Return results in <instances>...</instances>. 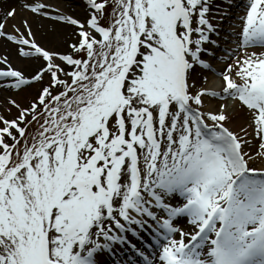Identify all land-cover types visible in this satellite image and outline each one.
Returning <instances> with one entry per match:
<instances>
[{"label":"snow or ice","instance_id":"1","mask_svg":"<svg viewBox=\"0 0 264 264\" xmlns=\"http://www.w3.org/2000/svg\"><path fill=\"white\" fill-rule=\"evenodd\" d=\"M226 6L83 0L80 19L0 0V41L28 69L0 56L20 96L0 102V264H264V51L247 52L264 49V0ZM237 8L245 52L216 72ZM26 12L69 51L39 44Z\"/></svg>","mask_w":264,"mask_h":264},{"label":"bare ground","instance_id":"2","mask_svg":"<svg viewBox=\"0 0 264 264\" xmlns=\"http://www.w3.org/2000/svg\"><path fill=\"white\" fill-rule=\"evenodd\" d=\"M226 1L227 0H214V5H215L214 11H219V12H227V11H229V9L228 10H224V7L227 5ZM236 1L239 2L238 0H236ZM49 2L53 6L59 7L60 10L64 11L66 14L71 13L72 15L83 16V18H84L83 8H81V10H79V8H73V7L71 9H68L66 6L63 5L62 0H49ZM72 3L74 5L75 4H79L77 0H73ZM236 10L239 11L240 14H236L237 13V12H235ZM242 10H243L242 8L233 9V12H234L233 13V18L228 21V23L229 24H233L235 26V28H237V26H238L237 24L241 23V21L239 20V15L243 14ZM24 15L28 16V18L31 20V22L33 24V31L35 33V39H36V41L39 44H41L42 46H44L46 48L53 49V50H56V51L63 52V51H67L68 50L66 45L57 44V43L53 42L52 33H51V27L53 26L54 22L52 20L36 19V18H33L30 13H27V12L24 13ZM57 27H61V26L57 25ZM235 28L229 29L230 30L229 33H233V31H234V33H236L237 29H235ZM62 30L65 33V35H71V33L74 31V28L72 26H63ZM235 35L236 34H232V35H229V36L234 37ZM223 39H225V37H223ZM229 40L233 41V39H230V38H229ZM231 43L233 44V42H231ZM222 47L223 46H221V48ZM228 49H238V51L241 50V49H239V44L236 47L232 46V48H228ZM253 51H255L257 53H260L261 51H264V49H251V50H248L247 52L249 54H251ZM244 52L245 51L239 52V55L241 57H243ZM2 55H8L9 56V58L11 59L13 67L28 71V69L25 66V61L17 56L16 46L15 45H13V44H11L9 42H6V41H0V56H2ZM234 58L235 57H231V60H233ZM0 67H2V66H0ZM223 68H214L213 67V69L216 72L222 71ZM195 79H196V82L198 84L200 82V80H201V76H200L199 72H198V74H196ZM210 81H211V84L216 85L218 79L217 78H213L211 76ZM3 82L4 81H1V83H3ZM4 84L5 83L0 84V102H4V98L5 97L15 96V93H13V91H15V90L7 89L4 86ZM35 87L36 86H34L32 89H26V91L23 93V95L26 96L28 94L30 96L34 92ZM209 101H210L209 99L205 100L206 105H210V104H208ZM215 105H216V103L215 104H211V106H207V107L211 108V107H213ZM13 111H15V110H13ZM179 223H181L182 225H186L187 224L184 219H181L179 221ZM112 227H113V229H115L114 225H112ZM116 247H117L118 250H120V246L119 245H117ZM104 260L107 262V264H114V262L112 261L110 255L105 254L104 255Z\"/></svg>","mask_w":264,"mask_h":264},{"label":"rangeland","instance_id":"3","mask_svg":"<svg viewBox=\"0 0 264 264\" xmlns=\"http://www.w3.org/2000/svg\"><path fill=\"white\" fill-rule=\"evenodd\" d=\"M72 6L74 7L75 5L73 4ZM63 52H66V51H63ZM26 96H29V95H26ZM15 97H16L17 99H20V96H17V94L15 95Z\"/></svg>","mask_w":264,"mask_h":264}]
</instances>
